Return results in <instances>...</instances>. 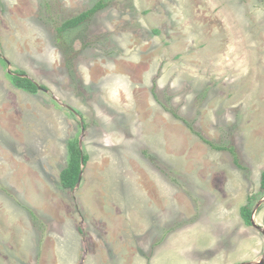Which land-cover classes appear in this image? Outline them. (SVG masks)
Here are the masks:
<instances>
[{
    "label": "rangeland",
    "instance_id": "obj_1",
    "mask_svg": "<svg viewBox=\"0 0 264 264\" xmlns=\"http://www.w3.org/2000/svg\"><path fill=\"white\" fill-rule=\"evenodd\" d=\"M97 2L0 0V264L260 261L264 0H110L67 63L58 28Z\"/></svg>",
    "mask_w": 264,
    "mask_h": 264
},
{
    "label": "trees",
    "instance_id": "obj_2",
    "mask_svg": "<svg viewBox=\"0 0 264 264\" xmlns=\"http://www.w3.org/2000/svg\"><path fill=\"white\" fill-rule=\"evenodd\" d=\"M110 0H98V2L91 8L81 12L80 14L65 20L58 28L57 41L59 46L63 49L67 63L73 60L75 57L74 51H72V45L67 40V35L74 30L79 29L82 26H86L99 11L105 9ZM72 43V42H71ZM63 45V46H62ZM0 60L3 64L7 65V61L0 55ZM8 76L12 84L20 90H23L29 94H37L39 90L46 89L45 87L38 85L30 77L26 75L24 71L8 72ZM86 128V127H84ZM216 150H229L233 155L235 162L238 164L237 157L235 156L234 149L226 147H218L212 145ZM68 161L67 166L60 173V185L64 190H74L81 173L84 172V167L89 161V155L84 153L79 144L78 138L70 139L67 142ZM2 190H5L1 187ZM260 191L264 193V171L261 173L260 179ZM30 214L33 212L30 210ZM241 215L247 225H252L253 209L246 204L241 208Z\"/></svg>",
    "mask_w": 264,
    "mask_h": 264
},
{
    "label": "water",
    "instance_id": "obj_3",
    "mask_svg": "<svg viewBox=\"0 0 264 264\" xmlns=\"http://www.w3.org/2000/svg\"><path fill=\"white\" fill-rule=\"evenodd\" d=\"M56 100V99H55ZM85 133V128H84V126H83V124H82V135ZM79 144H80V147H81V140L79 141ZM82 176H83V173H81V175H80V177H79V182L77 183V185H76V188L75 189H77L79 186H80V184H81V181H82ZM261 203H259L258 205H257V207L260 205ZM255 212V211H254ZM252 225L255 227V228H257L258 230H260L263 234H264V229H262L260 226H258L255 222H254V219H253V215H252ZM242 264H264V256L261 258V260L260 261H258V262H247V263H242Z\"/></svg>",
    "mask_w": 264,
    "mask_h": 264
},
{
    "label": "crops",
    "instance_id": "obj_4",
    "mask_svg": "<svg viewBox=\"0 0 264 264\" xmlns=\"http://www.w3.org/2000/svg\"><path fill=\"white\" fill-rule=\"evenodd\" d=\"M140 185H141V184H140ZM140 185H139V189L141 188ZM186 249H187V248H186ZM204 249H205V248H204ZM206 250H207V249H206ZM184 253H186V251H185Z\"/></svg>",
    "mask_w": 264,
    "mask_h": 264
}]
</instances>
